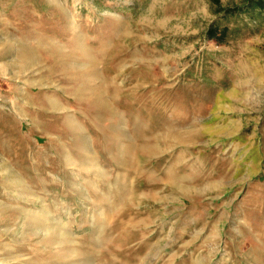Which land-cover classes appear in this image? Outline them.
<instances>
[{
	"label": "rangeland",
	"instance_id": "374dc122",
	"mask_svg": "<svg viewBox=\"0 0 264 264\" xmlns=\"http://www.w3.org/2000/svg\"><path fill=\"white\" fill-rule=\"evenodd\" d=\"M0 264H264V0H0Z\"/></svg>",
	"mask_w": 264,
	"mask_h": 264
}]
</instances>
